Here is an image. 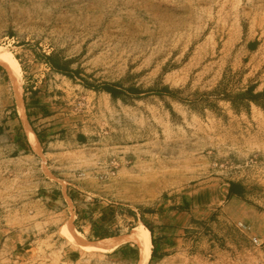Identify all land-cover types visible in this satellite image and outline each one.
<instances>
[{
  "label": "rangeland",
  "instance_id": "rangeland-1",
  "mask_svg": "<svg viewBox=\"0 0 264 264\" xmlns=\"http://www.w3.org/2000/svg\"><path fill=\"white\" fill-rule=\"evenodd\" d=\"M0 46L56 135L43 157L32 150L0 64V264H136L132 241L131 262L109 251L68 262L63 226L94 236L62 198L46 222L18 212L84 183L98 185L101 237L151 229L147 264H264V95H244L264 91V0H0ZM232 182L243 195L227 197Z\"/></svg>",
  "mask_w": 264,
  "mask_h": 264
},
{
  "label": "crops",
  "instance_id": "crops-1",
  "mask_svg": "<svg viewBox=\"0 0 264 264\" xmlns=\"http://www.w3.org/2000/svg\"><path fill=\"white\" fill-rule=\"evenodd\" d=\"M252 45L256 46V43L254 41H249L247 43V47L250 49H253L250 47ZM34 89L35 87L30 86L28 91H27V88H25L26 91H24V88H23L22 95H23V98L25 97V100L28 101L26 105H24L27 121L29 122L30 126L32 127V130L37 136V139L40 145L42 146V144H45V143L50 144L52 142L51 139L56 135L51 134L55 129H45L44 128L45 124H41L44 121H46V119L50 118L51 115L49 114L50 112H48L49 111L48 108L44 107L36 99L35 93L31 92V90H34ZM23 103H24V99H23ZM20 123H21V120H20ZM21 126H22V123H21ZM78 139H83V136L78 135L76 141H78ZM13 142H14L13 145L15 149H18L22 152L28 150L29 146L25 140L23 141V139H18V137L15 136L13 139ZM233 183L235 186L239 188L240 194L243 195L244 188L236 182H233ZM70 190H71L70 187H66V188L60 187L56 189V192L54 191L50 194H48L47 192L45 196H40V197H37L36 199H31L30 201L24 204H21L18 207V212H20L21 214H25V215L29 214V216L31 215L30 217H32L35 214H37V217L43 216V218L46 219L45 220L46 222L49 219V214L51 213L55 214V212L59 210V209H55V210L49 209L50 207L48 205V202L49 201L56 202L57 198H60V199L62 198V200L67 204L66 205L67 207H65V210L63 211L65 212L68 211L69 213L73 212L72 221H74V219H77V222L85 224L84 225L85 233L89 234L90 236H94V237H91L94 239H90V240H97L101 238L120 236V235H116V236L101 237V235L98 232V228H99L98 218L95 219V216L94 215L92 216V213L94 214L95 212H98V200H95L96 203L94 204L89 202V200H93L92 197L98 198L99 190H98L97 184L90 185L88 183H84L80 185V187L75 186V189H73L72 192H70ZM227 191H228V186L226 188V194H227ZM241 195L233 194L232 196L240 197ZM75 198H78L79 201L82 203L84 207L82 210H76L74 206L73 208H69L68 202L73 205L74 203H76ZM109 207H113V205H109ZM108 211L112 212L113 209L102 208V210H100V215L103 217L104 215H106V213H108ZM112 219L113 217H111V220ZM53 221L54 220H51V222ZM80 233L85 238L84 233L82 232ZM133 249H134V246L130 242H125L123 244H120L114 250L109 251V252H103L102 254L106 256L108 255L110 257H116V259L118 258L122 262H131L132 260H134V250ZM81 256H82V251L78 248L66 247V249L64 250V258L68 262H71V263L76 262L81 258ZM138 257H139V254H138Z\"/></svg>",
  "mask_w": 264,
  "mask_h": 264
},
{
  "label": "bare ground",
  "instance_id": "bare-ground-1",
  "mask_svg": "<svg viewBox=\"0 0 264 264\" xmlns=\"http://www.w3.org/2000/svg\"><path fill=\"white\" fill-rule=\"evenodd\" d=\"M0 64L4 65V67L7 69L13 82L17 112L22 122L26 138L32 150L36 154L43 157L44 155L42 153L41 145L26 118L25 107L22 99L20 64L11 52L7 51L6 48L1 46ZM59 232L63 238H65L74 246V248L76 247L82 252L93 253L96 251H112L120 244H123L126 241H132L138 245L140 250L139 259L136 264H147L151 256L150 231L142 224H140L136 230L132 231L128 235L107 237L97 240H87L78 230L74 228L72 224L63 226V229H61Z\"/></svg>",
  "mask_w": 264,
  "mask_h": 264
},
{
  "label": "trees",
  "instance_id": "trees-1",
  "mask_svg": "<svg viewBox=\"0 0 264 264\" xmlns=\"http://www.w3.org/2000/svg\"><path fill=\"white\" fill-rule=\"evenodd\" d=\"M255 45H252L250 46L251 48H254ZM52 64V63H51ZM52 66H54V68L58 69V70H61V68H58V66L55 64H52ZM90 87H93V86H90ZM94 88V87H93ZM103 89L106 90L108 93H110L112 96H116L118 94V90L108 86V85H105L103 86ZM244 95H248L249 97V100L253 101V102H256V98L258 96H261V95H264V91H261V92H258V93H253V86H249L246 91L244 92ZM233 194H237V195H241L240 194V190L237 186L234 185V183H230L229 186H228V191H227V197H231ZM149 231L151 232L152 234V231L151 229L146 226ZM152 244L154 245V247L152 248V252H151V259H153L154 257L157 256V249H156V246H155V240L153 238V234H152Z\"/></svg>",
  "mask_w": 264,
  "mask_h": 264
},
{
  "label": "built area",
  "instance_id": "built-area-1",
  "mask_svg": "<svg viewBox=\"0 0 264 264\" xmlns=\"http://www.w3.org/2000/svg\"><path fill=\"white\" fill-rule=\"evenodd\" d=\"M115 168H116V162L114 160L110 161L109 164H108V172L106 174H100L99 175V178L100 179H103L105 178L107 175H113L114 172H115ZM97 177H98V174H97ZM252 241L255 242L256 241V238L253 237L252 238Z\"/></svg>",
  "mask_w": 264,
  "mask_h": 264
}]
</instances>
